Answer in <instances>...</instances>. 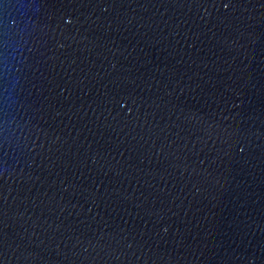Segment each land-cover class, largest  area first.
Masks as SVG:
<instances>
[{
	"label": "water",
	"instance_id": "1",
	"mask_svg": "<svg viewBox=\"0 0 264 264\" xmlns=\"http://www.w3.org/2000/svg\"><path fill=\"white\" fill-rule=\"evenodd\" d=\"M0 232V264H264V0H0Z\"/></svg>",
	"mask_w": 264,
	"mask_h": 264
},
{
	"label": "snow or ice",
	"instance_id": "2",
	"mask_svg": "<svg viewBox=\"0 0 264 264\" xmlns=\"http://www.w3.org/2000/svg\"><path fill=\"white\" fill-rule=\"evenodd\" d=\"M227 6V5H226ZM2 236H3V234H2V232H0V239H2Z\"/></svg>",
	"mask_w": 264,
	"mask_h": 264
}]
</instances>
